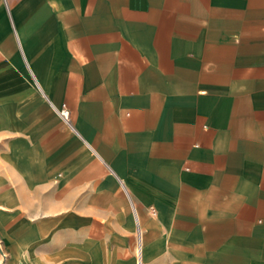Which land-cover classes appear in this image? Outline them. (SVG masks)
I'll use <instances>...</instances> for the list:
<instances>
[{"label":"crops","instance_id":"obj_1","mask_svg":"<svg viewBox=\"0 0 264 264\" xmlns=\"http://www.w3.org/2000/svg\"><path fill=\"white\" fill-rule=\"evenodd\" d=\"M93 224L104 259L264 264V0H0V264Z\"/></svg>","mask_w":264,"mask_h":264},{"label":"rangeland","instance_id":"obj_2","mask_svg":"<svg viewBox=\"0 0 264 264\" xmlns=\"http://www.w3.org/2000/svg\"><path fill=\"white\" fill-rule=\"evenodd\" d=\"M106 229L101 228L93 224L88 228V243H87V250H88V257L83 259H77L76 262H73V264H140L138 261V254H139V248L137 245V241L134 245H132V249H129L128 243L122 244L123 247L120 248L114 255L112 259H104L100 256V252H98L96 246L97 236L100 235V233L104 232L105 234ZM112 244L105 243V247H111ZM52 260L50 259V262ZM39 263L42 264H49V259H40L38 260Z\"/></svg>","mask_w":264,"mask_h":264},{"label":"built area","instance_id":"obj_3","mask_svg":"<svg viewBox=\"0 0 264 264\" xmlns=\"http://www.w3.org/2000/svg\"><path fill=\"white\" fill-rule=\"evenodd\" d=\"M60 113L62 115V117L67 121V122H71V118H70V112L66 107H63L60 109ZM153 212H155V210L153 209Z\"/></svg>","mask_w":264,"mask_h":264},{"label":"bare ground","instance_id":"obj_4","mask_svg":"<svg viewBox=\"0 0 264 264\" xmlns=\"http://www.w3.org/2000/svg\"><path fill=\"white\" fill-rule=\"evenodd\" d=\"M140 261V260H139Z\"/></svg>","mask_w":264,"mask_h":264}]
</instances>
